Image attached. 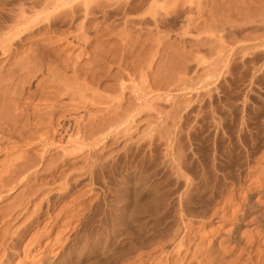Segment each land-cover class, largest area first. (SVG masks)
I'll use <instances>...</instances> for the list:
<instances>
[{"label":"rangeland","instance_id":"1","mask_svg":"<svg viewBox=\"0 0 264 264\" xmlns=\"http://www.w3.org/2000/svg\"><path fill=\"white\" fill-rule=\"evenodd\" d=\"M27 1L0 0V27ZM80 2L55 29L90 22L115 60L94 84L68 70L76 97L37 73L35 155L0 141V177L31 156L37 173L0 201V264H264V0H93L86 21ZM80 46L63 52L83 72Z\"/></svg>","mask_w":264,"mask_h":264},{"label":"bare ground","instance_id":"2","mask_svg":"<svg viewBox=\"0 0 264 264\" xmlns=\"http://www.w3.org/2000/svg\"><path fill=\"white\" fill-rule=\"evenodd\" d=\"M83 1V2H82ZM93 0H81L80 4L83 5V7L81 8H84L85 9V13H84V17H85V21L86 19L89 18L90 15V7H92L90 4L93 3L92 2ZM77 2V0H28L26 2V5L20 7L19 9H17L16 11H10V14H7V19H8V22L9 24L5 25V26H2V28L0 27V141L1 140H7L8 141H11L14 137H18L20 140L24 139V136L28 139L29 142H27V146H28V150L30 152V154H32L33 156L35 155V151H37V146L35 144L36 142V135L38 133V124L36 119H41V118H38V116L40 117V115L36 112L35 110V107H34V102L35 100L41 96L42 94H44V92L40 89L43 87V85L45 84V82H49V78H50V82H52V84L49 86V87H52L53 89H57L58 93L57 94H61L60 91L62 89H65L66 92H70L72 91L73 89V93L75 92L77 94V91H78V88L76 89L75 87L73 88V86H75V84L73 85L72 83H78V82H75L72 81L71 79H69L70 76H68V73L74 74V76L78 77L79 80H81L80 78H85L84 76H87L89 79H90V82L91 84H94L96 83L97 80H101V73H102V65H105L109 63L107 62H111V64L113 65L114 63V60H115V57L110 55V56H107L106 54L108 52L111 51V48L109 46H106L105 43L103 44V41L101 44H99L100 42V39L98 37V41L96 42L94 39H91L90 36H89V40H94V43L95 45L91 46V49H89V44L90 42H87L89 40H86L88 39V36H85L86 33H88L90 31L89 28V23L90 22H85L84 26L81 25L78 26L80 28L76 29L80 32V34L78 33L77 31V35H75V37L72 35L70 37H74L73 40H71V42H69V36L66 35V32L65 31H60L57 32V29L56 26H58L59 24V21L58 19L60 20L59 17L62 16V19H64V15H66V12L68 11V7H70V5L72 6L73 3ZM95 2V1H94ZM171 2V1H170ZM180 2V1H179ZM175 3V2H174ZM178 3V2H177ZM80 4H76V6L80 5ZM183 4V3H182ZM187 4V3H186ZM1 5V4H0ZM95 5V3L93 4ZM81 6V5H80ZM78 6V8L80 7ZM18 7V6H17ZM67 8V9H66ZM77 8V7H76ZM94 8V7H92ZM83 9V10H84ZM70 10V8H69ZM82 10V9H81ZM66 11V12H65ZM92 11V10H91ZM65 12V13H64ZM93 12V11H92ZM9 13V12H8ZM64 13V14H63ZM63 14V15H62ZM86 14V15H85ZM89 15V16H88ZM88 16V18L86 17ZM66 17V16H65ZM83 17V16H82ZM92 18V17H91ZM61 19V21H62ZM89 20V19H88ZM7 23V21H5ZM63 22V21H62ZM59 23V24H58ZM66 23V22H65ZM2 25V24H1ZM62 26V25H61ZM66 26V25H65ZM98 26V25H96ZM101 27V26H99ZM86 28H87V32H86ZM90 28H91V25H90ZM98 28V27H97ZM53 29V30H52ZM109 29V28H108ZM89 30V31H88ZM95 30V29H94ZM93 30V31H94ZM99 30V29H98ZM68 31V30H67ZM111 31V30H110ZM109 31V32H110ZM60 32H62L61 34H59ZM84 32H86L84 34ZM95 32V31H94ZM99 32V31H98ZM97 32V33H98ZM50 33H53L54 36H47V35H50ZM68 33V32H67ZM97 33L95 32L94 34L97 35ZM101 33V32H100ZM90 34V33H89ZM68 35H70L68 33ZM82 35V36H81ZM88 35V34H87ZM92 35V34H91ZM94 36V35H93ZM46 37H50V38H46ZM55 38L57 39L55 41ZM94 38V37H93ZM72 39V38H70ZM90 40V41H91ZM80 41V43H79ZM65 42L67 43V45L64 47V50L60 51L58 50L61 45H65ZM92 42V41H91ZM75 43H78L80 46V48L82 50H84V53L85 54H89L90 55V59L87 58V60L89 59V62L91 60V65L90 66L91 68H84L85 71L81 72L82 69L77 68L76 64L77 62L79 61H74L71 63V61H69V58L68 56H66L64 54V52H66L69 48V47H79V45L75 44ZM53 45H57V52L56 51H53V48L52 46ZM77 45V46H75ZM92 45V43H91ZM80 49V50H81ZM64 51V52H63ZM69 51V50H68ZM89 51V52H88ZM68 54V53H67ZM84 54V55H85ZM66 56L64 59V56ZM71 56V55H70ZM86 56V55H85ZM88 56V55H87ZM22 57V58H21ZM79 57V56H78ZM76 57V58H78ZM86 58V57H85ZM19 59V60H18ZM21 59V60H20ZM81 59V57H80ZM71 60V59H70ZM76 60V59H75ZM74 63V64H73ZM89 63V64H90ZM80 64V63H78ZM76 66V67H75ZM81 66V65H80ZM89 66V65H88ZM106 66V65H105ZM104 66V67H105ZM73 67V68H72ZM83 68V67H82ZM108 68V67H106ZM45 70L44 72H46V75L45 73L42 71ZM83 69V70H84ZM102 69V70H101ZM40 70V71H39ZM68 70H71L72 72H68ZM101 70V72H99ZM59 71V72H57ZM105 71V70H104ZM41 72L44 73V76H47L46 78L42 75V78H43V81L45 80L44 84L42 85L41 87V82H38L39 79L37 80V78H39L38 74L37 73H40ZM58 73V74H54V73ZM61 72V73H60ZM68 72V73H67ZM82 74H81V73ZM5 73V74H4ZM42 73V74H43ZM66 73H67V76H66ZM65 74V75H64ZM84 74V75H83ZM82 75V76H81ZM38 76V77H37ZM53 77V78H52ZM76 77H72V79L76 78ZM86 77V79H87ZM53 79V80H51ZM42 81V80H40ZM72 81V83H71ZM77 81V79H76ZM49 82V83H50ZM71 83V84H69ZM45 85L48 86V83H46ZM73 85V86H72ZM46 87V86H45ZM45 87L43 88V90H45ZM83 87V86H82ZM48 88V87H47ZM46 88V89H47ZM77 91H75V90ZM84 89H86V87L84 86ZM81 90V89H80ZM87 90H85L86 92ZM64 92V91H63ZM72 93V92H71ZM74 93L75 97H76V94ZM80 93V92H79ZM70 94V93H69ZM62 95V94H61ZM73 95V96H74ZM78 95V94H77ZM44 96V95H43ZM59 96V95H58ZM42 98V96H41ZM85 107V106H84ZM82 108V107H81ZM86 108V107H85ZM54 111V110H52ZM51 111V112H52ZM50 112V113H51ZM64 112V111H63ZM53 115H55L54 112H52ZM62 113V112H61ZM63 114V113H62ZM132 114L131 112L129 113V115ZM52 115V116H53ZM108 115V114H107ZM106 114L104 116H107ZM110 115V114H109ZM108 115V116H109ZM97 117L98 119H107L106 117ZM43 118V117H42ZM61 118H63V116H61ZM66 119V118H65ZM84 138H89V137H84ZM18 140V139H17ZM19 140V141H20ZM87 141V139H85ZM92 140V139H91ZM80 141V140H79ZM6 142V143H7ZM22 142V141H20ZM19 142V143H20ZM82 142V141H81ZM84 142V140H83ZM95 142H99V141H96V140H93L92 142V145H98L99 143H95ZM1 143V142H0ZM3 143V142H2ZM17 143V142H16ZM76 143V142H75ZM79 143V142H78ZM81 144V143H80ZM84 143H82L83 145ZM22 145V144H21ZM6 146V145H5ZM8 146V144H7ZM39 146V145H38ZM81 146V145H80ZM84 146V145H83ZM2 147V146H1ZM11 147V146H10ZM19 146H17L18 148ZM21 147V146H20ZM82 147V146H81ZM94 147V146H92ZM3 148V147H2ZM6 148V147H4ZM95 148V147H94ZM78 149V148H76ZM78 151V150H77ZM3 152V151H2ZM82 152V151H81ZM96 152V151H95ZM1 153V152H0ZM4 153V152H3ZM47 153V152H46ZM44 152V154H46ZM76 153V152H75ZM48 154V153H47ZM32 158V162L33 163H30L29 160L27 162V165L25 167V165H22L24 166H15L14 165V169L10 170V173L7 172L9 175L6 176V177H0V201H2L3 199V194L5 193V190L6 189H10L12 190L16 184H20V182H23L24 180H27V182L29 183L30 185V180L31 178H33V176H36V174H34L35 172V169H36V163H34L35 161L33 160V157L31 156ZM15 163V162H14ZM13 163V164H14ZM2 164V162H1ZM18 164V163H17ZM20 164V165H21ZM95 164V163H94ZM2 166V165H1ZM96 166V165H95ZM5 168V167H4ZM6 169V168H5ZM4 170V169H2ZM5 171V170H4ZM6 173V171H5ZM264 172H261L260 174L264 175L263 174ZM3 175L5 176L4 172L2 173V171L0 172V176ZM7 175V174H6ZM260 178V176H259ZM258 183V182H257ZM15 184V185H14ZM253 184V183H252ZM263 184V183H262ZM14 185V186H13ZM17 186V185H16ZM263 189V188H262ZM7 190V192H9ZM264 193V191H261ZM31 202V201H30ZM227 202V201H226ZM233 201H231L232 203ZM229 203V202H228ZM237 204V202H235ZM227 204V203H226ZM235 204V205H236ZM231 205V204H230ZM229 205V207H230ZM242 206V203L240 204ZM239 204L236 205L238 206V210H239V207L241 209V206ZM226 206V205H225ZM234 206V203L233 205ZM231 206V207H232ZM235 206V207H236ZM244 206V205H243ZM228 207V206H227ZM226 208V207H225ZM234 208V207H233ZM243 208V207H242ZM226 211L228 210L227 208L225 209ZM223 210V212L225 211ZM237 210V209H236ZM250 211V210H249ZM240 212V210H239ZM227 213V212H226ZM229 213V212H228ZM232 215H234V213H236L235 211L234 212H231ZM238 213V211H237ZM246 213V212H245ZM244 213V214H245ZM248 213V212H247ZM243 214V215H244ZM184 215V214H183ZM224 215L225 212H224ZM238 215V214H237ZM236 215V216H237ZM247 215V214H245ZM185 216V215H184ZM227 217L229 216L228 214L226 215ZM239 217L241 215H238ZM236 217V220L237 218L239 217ZM222 217V216H221ZM225 217V216H224ZM245 217V216H244ZM243 217V218H244ZM181 218H184V217H181ZM235 218V217H234ZM242 218V217H240ZM231 219V217H230ZM245 219V218H244ZM257 219V218H256ZM262 219V218H261ZM223 220V219H222ZM226 220V218H225ZM228 221V220H227ZM244 221V220H243ZM186 222V221H184ZM233 222V220H232ZM241 222V221H240ZM183 223V222H182ZM192 223V222H191ZM239 223V222H238ZM186 224V223H185ZM184 224V226H185ZM190 222L187 224L189 225ZM187 227V226H185ZM191 227V224L190 226H188L186 228L187 229H190ZM259 228V227H258ZM192 229V228H191ZM258 230V229H257ZM251 231V230H250ZM259 231V230H258ZM188 232V231H187ZM190 232V231H189ZM235 232V231H234ZM256 232V230L254 231ZM236 233V232H235ZM186 234V233H185ZM188 234V233H187ZM186 234V235H187ZM256 234V233H255ZM254 234V235H255ZM185 235V236H186ZM189 235V234H188ZM187 235V236H188ZM230 235V234H229ZM228 235V236H229ZM233 235V234H232ZM239 235V233H238ZM242 235V234H241ZM186 236V237H187ZM245 235H243L242 238H244ZM253 234L251 236H249V238L251 237L252 238ZM257 236V235H256ZM255 236V237H256ZM263 236V235H260V237ZM3 237V236H2ZM2 237H0V247L2 249V246H3V241L1 240ZM184 237L185 239H188ZM234 237V236H233ZM239 237V236H237ZM241 237V236H240ZM254 237V236H253ZM254 237V238H255ZM174 238V237H173ZM179 238V236H178ZM183 238V236H182ZM191 238V236H190ZM229 238H232V237H229ZM228 238V239H229ZM247 239L248 236L246 237ZM246 238L244 239V241L246 240ZM257 238H259L257 236ZM227 239V240H228ZM236 239V238H235ZM129 240V239H128ZM183 240V239H182ZM180 240V244L182 245H190L189 242L191 243V241L188 240V244L186 243H182ZM240 239L236 240L235 243H237V241H240ZM251 239H249L248 241H250ZM258 240V244L260 245L262 239ZM255 240V241H257ZM260 240V241H259ZM264 240V239H263ZM187 240H185L184 242H186ZM225 241V240H224ZM224 241L222 242V245L224 244ZM232 242V239L229 240ZM235 241V240H234ZM233 241V242H234ZM242 241V240H241ZM240 241V242H241ZM252 241V240H251ZM129 242V241H128ZM141 242V241H140ZM159 242V241H158ZM176 242V241H175ZM218 242V241H216ZM247 242V241H246ZM245 242V243H246ZM144 243V242H143ZM142 243V244H143ZM201 243V242H200ZM243 243V241H242ZM241 243V244H242ZM243 243V245L245 244ZM251 243H254V240L253 242ZM256 243V245H257ZM263 243V242H262ZM129 244V243H128ZM135 243L131 242L128 247H129V250L130 251H133V248H137L135 245ZM166 244V243H165ZM176 243V246L178 245L177 249L178 248H183L184 247H180L181 245ZM215 244V243H214ZM226 244V243H225ZM239 245V243H237ZM250 243H248L249 245ZM180 245V246H179ZM200 245V244H199ZM220 245V244H219ZM229 245V244H228ZM237 245V246H238ZM242 245V246H243ZM247 245V246H248ZM253 245V244H252ZM251 245V246H252ZM255 245V246H256ZM146 246V245H145ZM160 246V245H159ZM201 247L203 245H200ZM207 246V245H206ZM212 245H209V247H211ZM236 246V247H237ZM250 246V245H249ZM148 247V246H147ZM189 247V246H188ZM198 247V246H197ZM204 247V246H203ZM219 247V246H218ZM254 247V246H253ZM4 248V247H3ZM142 248H143V245H142ZM187 248V247H186ZM199 248V247H198ZM197 248V249H198ZM207 250H208V247H206ZM213 248V246L211 247ZM221 245L219 247V254H220V251H222V249L220 250ZM243 247L239 248V249H242ZM247 248L245 245H244V249ZM140 249H141V244H140ZM203 249V248H201ZM200 249V250H201ZM226 249H229V248H225ZM246 251V250H244ZM247 249H250L249 251H251V247H248ZM254 249V248H253ZM252 249V250H253ZM4 250V249H3ZM128 250V251H129ZM175 250V249H174ZM206 250V251H207ZM217 249L215 250L218 251ZM232 250V249H231ZM235 250V249H234ZM256 250V248H255ZM254 250V251H255ZM127 251V252H128ZM143 251V250H142ZM194 251V250H193ZM212 250L208 251V252H211ZM214 251V249H213ZM248 251V250H247ZM246 251V252H247ZM179 252H181V250H179ZM207 252V253H208ZM223 252V251H222ZM221 252V254H222ZM236 252V251H235ZM241 252V254H242ZM252 252V251H251ZM258 252V251H257ZM125 252H123L122 254H124ZM141 253V252H140ZM194 253V252H192ZM196 250H195V254H196ZM199 253V251H198ZM202 253V251H201ZM206 252H204L205 254ZM214 253V252H213ZM230 253V252H229ZM218 254V253H215V255ZM218 254V255H219ZM226 254V253H225ZM223 254L222 257L225 255ZM244 255H246V253H243ZM249 253H247V256H248ZM254 254V253H253ZM261 254V253H260ZM194 255V254H193ZM203 255V254H202ZM212 255V254H210ZM252 255V254H251ZM249 256L251 258H253L252 256ZM197 255H194V258H196ZM209 256V255H208ZM241 256V255H240ZM243 256V255H242ZM246 256V257H247ZM143 257V256H142ZM210 257V256H209ZM208 257V259H209ZM221 257V258H222ZM261 257V256H260ZM171 258V257H170ZM207 258V257H205ZM213 258V257H212ZM219 258V256L217 257ZM216 258V259H217ZM223 258H226L223 257ZM222 258V260H224ZM147 259V258H146ZM150 259V258H149ZM220 259V258H219ZM238 259V258H236ZM250 259V258H248ZM248 259H246V261H248ZM261 259V258H260ZM152 260V259H151ZM169 261V259H166ZM227 260V259H226ZM210 259L208 261V264L210 263ZM252 261V259H251ZM215 262V261H214ZM218 262L220 264H222L223 262H221V260H218ZM225 262V261H224ZM227 262V261H226ZM250 262V260H249ZM173 263V262H172ZM201 263V262H200ZM199 263V264H200ZM212 263V262H211ZM216 263V262H215ZM168 264V263H167ZM198 264V263H197ZM203 264V263H202ZM218 264V263H216ZM225 264V263H224ZM228 264V263H227ZM235 264V263H234Z\"/></svg>","mask_w":264,"mask_h":264}]
</instances>
